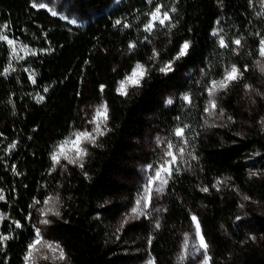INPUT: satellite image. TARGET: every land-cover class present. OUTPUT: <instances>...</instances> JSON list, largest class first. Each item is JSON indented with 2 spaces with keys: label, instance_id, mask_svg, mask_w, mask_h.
<instances>
[{
  "label": "trees",
  "instance_id": "obj_1",
  "mask_svg": "<svg viewBox=\"0 0 264 264\" xmlns=\"http://www.w3.org/2000/svg\"><path fill=\"white\" fill-rule=\"evenodd\" d=\"M165 2L171 31L152 51L147 43L140 44L143 25ZM41 3L48 7H33ZM222 9L246 24L254 13L253 0H0V35L16 42L13 50L0 40V237H8L0 239V264H25L35 235L30 220L36 214L34 206L46 197H52L60 213L51 214L42 228L43 237L58 242L66 253L67 259L57 264H174L192 214L212 252L211 264H264V241L260 248L246 246L244 235L233 225L237 193L258 200L264 208V73L256 63L248 64L241 79L215 96L230 125L218 122L217 110L209 116L200 99L196 150L201 170L171 175L164 197L167 214L160 227L143 218L118 237L114 229L117 218L143 194L141 187L116 180L135 152L133 140L156 126L183 120V108L167 103L166 95L194 90L189 73L206 66L215 51L211 33ZM112 32L108 42L113 48H140L132 59L142 62L148 73L139 87L122 96L116 87L122 72L106 69V134L95 147H86L83 168L65 161L54 167L51 156L57 144L78 122L85 63ZM185 41L191 42L188 55L176 60L172 71H159ZM154 53L158 55L152 58ZM246 82L258 88L263 121L254 117L247 134L239 136L234 130L239 118L236 101ZM250 168L262 170L261 176L250 177ZM220 179L224 185L217 187ZM252 226L264 234V212L254 215Z\"/></svg>",
  "mask_w": 264,
  "mask_h": 264
},
{
  "label": "rangeland",
  "instance_id": "obj_2",
  "mask_svg": "<svg viewBox=\"0 0 264 264\" xmlns=\"http://www.w3.org/2000/svg\"><path fill=\"white\" fill-rule=\"evenodd\" d=\"M157 7H161L162 12L166 11L170 14L168 2L162 3ZM221 11L222 15L211 33V37L215 40V51L212 52L206 66L198 68L195 70L194 74L192 71L189 73L195 81L194 90L190 91L188 94H179L176 91H172L166 95L167 103L168 100L171 99L172 103L177 102L179 103V106L183 108V120L173 122L166 127L156 126L145 136L135 138L133 140L135 152L128 159L125 170L116 176V180L120 185L132 183L141 187L143 189V194L141 196L144 195V189L148 185L149 179L154 178L155 172L160 169L164 161H172V157L166 155L168 151H171L176 158L175 162L171 164L172 174L174 172L201 170L200 158L196 150V138L198 135L196 129L198 124L197 115L201 105L200 99H202L204 104L207 105L205 107H208L210 99H215V97H210L207 92V87L210 86V81L221 79L224 70L231 65H236L243 71L245 66L248 64H254L257 60L264 63V58H261L258 54L260 41L264 39V0H253L254 13L252 18L246 24H242V20L238 21L235 18L230 17L226 10L222 9ZM149 22H151V14L148 22L143 25L144 30ZM170 31V21H166L165 25H160L157 21L151 31L145 30V34H142L144 37L140 39V44L147 43V45L152 47V51H157L166 40L168 32ZM113 33L114 32L104 36V40L96 45L85 63L83 88L77 110L78 122L73 126L68 137L76 131L92 130L94 128V125L88 121L94 115L95 108L102 103H105L102 99L103 91H101V86H103L102 81L106 69L110 68L112 73L122 72L121 77L117 81L116 87L118 89L119 81L124 79L125 74L129 73L136 63L143 64L138 60L132 59L133 54L140 49L138 46H135L134 49L130 47V44L128 49H117L109 44L108 41L113 40ZM220 39H223L228 47H221L219 43ZM237 39L241 41L239 46L234 43ZM247 86H251V91ZM185 95L191 98V104L184 99ZM258 103V88L252 83L246 82L243 87L242 95L236 101L239 118L235 124L234 130L239 136L247 134L254 117H259V119L263 121L258 110ZM215 110H217L218 113V122L226 126L230 125L228 118L225 115H220L218 105ZM178 128L184 129L183 137L175 135ZM60 142L57 144L54 152L57 150ZM169 144L173 145L171 149L168 148ZM88 145L89 144L85 143L84 147H87ZM181 149H183L182 155L180 151ZM63 161L65 160L62 159L61 163ZM52 163L54 167L59 165L54 163L53 160ZM261 173L262 170L258 168H250L249 170L250 177L261 176ZM163 175L167 178V181H169L170 177H168L166 173ZM217 181H222V179ZM217 181L215 182L217 187L224 185V182L217 184ZM167 184L163 186L162 191H157V189L161 187L159 181H156L151 185V203L148 204L146 200L141 201L139 210L144 213L143 215L134 214L132 211L133 208L136 207V200L126 212L122 213L117 218L114 225L117 237L121 235V231L126 228V226L133 222L140 221L143 218H151L154 227H160L167 214V208L164 204ZM141 196H138V198ZM48 198L49 197H46L41 203L35 204L34 210L36 214L30 219L35 226V230L36 228H39L41 233L43 226L46 225L42 224L41 221L44 219L49 220L51 215V213L47 216L43 214L44 209L52 207L51 202L48 204L45 203ZM234 198L238 204V213L233 220L235 230L244 235V244L246 246L260 248L264 241V234L254 231L252 229V223L254 215L264 212L262 204L258 200L251 198L244 193H237ZM193 215L195 214H192L191 217ZM157 224H159V227L156 226ZM186 236L189 237L187 241L188 254L185 259H181L180 257L184 255L183 245ZM198 244L199 237L195 235V225L192 221L191 225L181 233V242L175 253L173 263L204 264L203 250L196 251L194 247V245L198 246ZM208 255L212 257L210 248H208ZM49 256H51L50 253ZM60 262L62 261L38 259L36 264H57ZM25 264H28L26 260ZM146 264L154 263L149 260Z\"/></svg>",
  "mask_w": 264,
  "mask_h": 264
},
{
  "label": "snow or ice",
  "instance_id": "obj_3",
  "mask_svg": "<svg viewBox=\"0 0 264 264\" xmlns=\"http://www.w3.org/2000/svg\"><path fill=\"white\" fill-rule=\"evenodd\" d=\"M33 7H39V8H47L48 6L41 3L39 5L33 4ZM51 11V14L53 16L57 15V12L55 10L49 9ZM172 11H175V9H172ZM67 19V17H63ZM159 22L160 25H165L166 21H171V16L168 12H162L161 7H156L154 12L151 13V22H149L146 25L145 30L151 31L156 22ZM71 23H76L75 19H72L70 21ZM121 21L117 20L116 24H120ZM174 27V25H173ZM0 40L7 41V43L13 47V50H15L16 42L12 39H9L7 36L0 35ZM221 47H228V45L225 43L223 39H220L219 41ZM234 43L239 46L241 44V41L239 39L235 40ZM135 44H131L130 47L135 48ZM191 47V42L185 41L179 48L177 55L174 57L173 60L167 62L164 66H162L159 71L161 72H170L173 70L172 65L175 63L176 60L181 59L182 57H185L188 55L189 49ZM15 55V51L13 53ZM35 54V53H31ZM258 54L261 58H264V39L260 41V47L258 49ZM158 55L157 53H154V56L152 58H155V56ZM256 64L259 67V71L261 73H264V63H261L260 60L256 61ZM248 68L245 66L243 71L237 67L236 65H231L229 68H226L224 70V74L221 79L219 80H211L210 86L207 87V92L210 97H215L216 94L220 91H227L229 86L239 79L242 78L243 72L247 71ZM148 73V68L141 64L136 63L134 67L131 69L129 73L125 74L124 79L119 81V86L117 91L122 96L128 95V89L136 88L141 85V81L144 79V77ZM35 82V80H33ZM249 90L251 91V86H247ZM104 86H101V91H103ZM46 90V89H45ZM41 99H43L41 97ZM184 99L191 104V98L187 95L184 96ZM168 103L171 104L172 100L169 99ZM217 107L216 100L210 99L208 102V107L206 108V112L209 116L215 115V109ZM220 115H223V112L221 110ZM229 119H231L229 117ZM109 120V110L107 103H102L100 106L95 108L94 115L91 117V119L88 121L89 123L94 125V128L92 130H81L76 131L72 133V135L58 145L57 150L54 152V154L51 156V159L54 163L60 164L61 160L67 161L69 164H77L79 167L83 168V159L88 155V149L84 147V144H91L93 147L96 146L97 139L106 134L107 130V124ZM175 135L179 137L184 136V129L178 128L176 130ZM173 145L169 144L168 148L171 149ZM181 155L183 154V149L180 150ZM167 156L172 157V161L165 160L164 163L161 165L160 169L155 172L154 178L149 179L148 185L144 189V195L139 197L136 201V207L133 208V213L137 215H143L144 213L141 212L140 205L141 201H147L148 204L151 203V194H152V188L151 185L154 184L156 181H159L160 188L157 189V191H162L163 186L167 184V178L164 177L163 174H167L168 177H171L172 175V168L171 164L175 162V156L171 151H168L166 153ZM168 165V166H165ZM151 167V166H149ZM224 181H217V184L223 183ZM204 191H207V188L203 189ZM0 199H3L2 196H0ZM247 199V197H246ZM52 201V197H49L47 201H45L46 204L50 203ZM58 201V197H57ZM49 213L52 215L59 216L60 213L55 209V206L49 207L47 209L43 210V214L47 216ZM194 225H195V235L199 237V244L198 246L194 245L196 251L203 250L204 253V264H210L212 257L208 255V248L209 245L207 241L205 240V237L203 235V232L201 230V225L198 217L193 215L191 217ZM42 224H48L50 223L49 220L44 219L41 221ZM19 227V224H17ZM159 227V224L156 225ZM2 240H7L8 237H0ZM189 237H185V242L183 245V251L184 255H182L180 258L185 259L188 254V241ZM49 253L51 256H49ZM38 259H44V260H59L64 261L67 259L66 253L63 249V247L58 242H52L46 240L39 228H36L34 239L31 243L28 245V251L25 255V260L28 262V264H36V261Z\"/></svg>",
  "mask_w": 264,
  "mask_h": 264
}]
</instances>
